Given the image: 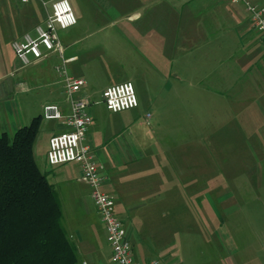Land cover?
Returning a JSON list of instances; mask_svg holds the SVG:
<instances>
[{
  "label": "crops",
  "instance_id": "crops-1",
  "mask_svg": "<svg viewBox=\"0 0 264 264\" xmlns=\"http://www.w3.org/2000/svg\"><path fill=\"white\" fill-rule=\"evenodd\" d=\"M69 1L76 23L58 29L62 57L67 60L65 70L72 78L85 81L78 93L90 102L87 112L91 122L86 130L85 142L91 150L92 159L103 167L106 178L102 189L114 199V210L125 228L131 255L138 264H149L153 260L158 264H193L188 241L192 238L189 225L194 209L200 208V204L195 205V202L199 199L200 203L206 196L216 211L217 207L211 196L203 191L205 186H209L208 181L199 179L190 182L181 174L179 180L172 179L170 172H167L172 171V157L168 156L171 149L166 145L157 147L153 144L145 128L149 121L155 122L164 112L160 107L175 105L176 98L162 99L149 94L143 96L137 82L143 81L147 91L152 89L155 79L153 71L155 74L160 73L161 61L169 58V81L173 79L174 83L169 84L167 81L168 87H175V81L183 82L186 78L192 89L208 90L206 84L210 80V72L217 75L214 81H219V67L224 65L226 56L215 60L210 67L207 45L220 37H233L237 45L235 50L238 51L233 85L237 90L238 102L247 107L242 121L254 123L251 136H264V130L258 126L259 121L264 123V46L251 26L244 6L230 0ZM253 2L264 4V0ZM44 17L45 12L36 22L19 30L13 37H0V133L8 134L11 118L8 93L12 90L18 94L45 88V93L52 96L41 102L37 111V108L32 110L25 103L22 105L23 100L13 98V132L17 127L27 124L33 116L42 115L45 105H56L63 115L69 112L65 95H56L59 90L64 94L63 77L55 70L57 64L51 69L42 65L49 58L54 63L61 58L51 53L25 68L20 65L11 48L13 39L31 31ZM163 37L183 39L180 43L176 39L171 49ZM87 39L98 43L87 47ZM106 40L107 48H100ZM217 50H220L219 46ZM105 69L112 70L116 80L131 81L135 85L136 107L110 112L102 99L98 102L88 97L86 84L91 75ZM228 71L233 73L232 70ZM222 72L221 78L225 81V72ZM8 76H13V81ZM49 120L55 123L42 128L44 133H37L36 136L38 143L40 140L45 141L46 150L42 153L45 162L48 138L66 130L62 121ZM163 137L169 138L167 135ZM163 153L166 154L167 164L163 163ZM246 154L250 162L244 169L241 168L242 172L237 175L234 185L252 187L254 194L246 195L239 190L233 202L228 191L215 194L218 208L223 210L221 213L227 215L233 212L234 242L226 243L221 235L216 236L217 253L211 257L209 252H202V264H260L254 255H242V251L248 250L252 241L260 242L264 235V139L260 144L256 141ZM47 166H51L52 170ZM49 170L58 172L62 187L60 194L53 182L54 178L51 180L47 176ZM163 170H166L165 176L161 174ZM182 170H186V167L183 166ZM42 171L46 173L56 194L61 209V223L66 209L70 226H62L75 244L78 264H114L110 259V247L105 240L104 229L99 241L92 228L88 203L73 185V179L82 182L80 166L73 162L46 165ZM224 182L226 178H223ZM195 193L202 195L195 196ZM245 213L250 217L249 229L254 237L242 245ZM217 214L219 225L223 227L225 219L218 211Z\"/></svg>",
  "mask_w": 264,
  "mask_h": 264
},
{
  "label": "rangeland",
  "instance_id": "rangeland-1",
  "mask_svg": "<svg viewBox=\"0 0 264 264\" xmlns=\"http://www.w3.org/2000/svg\"><path fill=\"white\" fill-rule=\"evenodd\" d=\"M44 1L46 2V7L49 8L53 0ZM44 12L45 7L41 0H27L26 2H21L19 0H0V37L4 39L13 37L19 30H23L28 25L36 22L41 15H44ZM176 39L180 43L183 38L163 37V41L168 42L171 49H173L172 45ZM97 43L96 41L93 42L92 39H87L85 45L90 47L92 45H97ZM107 46L108 41L106 40L100 48L106 49ZM218 46L220 47L219 51L217 50ZM207 49L209 51L210 67L213 66L215 60H219V58L224 59V56H226L224 65L221 64L219 67L220 80L214 81L217 75H212L213 73L210 72V80L206 84L208 90L192 89L189 84V79L186 78L183 82L175 81V87H168L167 81L169 84L174 83L173 79L169 81L168 68L170 69L171 67L169 58H165L161 61L160 73L155 74L153 71L155 79L151 86L152 89L147 91V88H144L145 83L143 81L137 82L138 85H140L142 93H144L143 96L149 94L152 97L162 99L176 98L177 103L175 105L170 106V104H168L160 107L164 112L160 114L161 116H158L159 118L155 120V122L149 121V123L145 125V128L148 130L153 144L157 147L166 145L171 149V154L169 152L168 156L172 157V162L170 163L172 171L169 170L167 172H170L172 179L179 180L181 174V176L185 175V178L190 179V182L199 179L208 181L209 186H205L203 191L211 196V200H213L214 206L217 207L218 213L225 219V224L221 227L222 225H219L218 222L217 211L212 204H210L206 196L200 203L198 202L200 201L199 199L195 202V205L200 204V208L194 209L193 218L191 219L192 222L189 225L191 230L190 236L192 238L188 241V245L191 249L189 252L193 264H202L204 259L202 258V252H209L211 257L215 255V252L217 253L218 244L217 240H215L216 236L219 237L221 235L226 243L227 241H231V243L234 242L232 232L234 223L233 212L231 211V213L227 215L226 213H221L223 210L218 208L215 197L218 192L228 191L231 194L230 199L233 202L234 196L237 191L239 193V190H242L246 195L254 194L251 191L252 187H237L234 185V180L237 178V175L242 172L240 171L241 168L244 169L250 162L249 156L246 154L248 149L255 146L256 141L260 144L264 139L263 135H260V137H256V134L251 136V133H254L251 131V126L253 129L254 123L242 121L247 107L240 105L238 102L237 90L233 85L238 57V51H236L237 45L234 38L220 37L216 41L209 43ZM230 52L232 53L231 55H229ZM54 62L55 61L49 58L45 60L42 65L51 69L54 64L59 65L61 60L59 59L56 60V63ZM79 66L82 68L81 64ZM28 67L30 66H25V68ZM147 68L150 70L149 66H147ZM228 70H232L233 73H230ZM222 71L225 72V81L221 78V76H223ZM8 77L9 80L13 81V76ZM121 81L122 80L115 79L112 70H100V72L93 76L91 75V79H89V82L86 84L88 97L94 101L100 102L102 99L101 88ZM8 94L10 95L9 104L11 108V118L7 128L9 136L13 133V98L23 100L22 105L25 103L28 108L31 107L32 110L33 108H37L36 111L39 110L38 106L41 102H44L47 98H52L51 95L45 93V88H40L37 91H29L27 93L18 92V94H14L12 90ZM56 95L59 97L64 96L60 90ZM1 120L2 118L0 116V122ZM53 123H55V121L44 120L43 118L38 135L44 133L42 128L45 129ZM258 126L262 131L264 130L263 122L260 123L259 121ZM260 129L258 131H260ZM163 135H167L169 138H164ZM38 141L39 139H36L34 144V158L39 169L43 170L46 165H49L42 156V153L46 150V144L45 141L40 140L39 143ZM39 154L42 157L38 156ZM165 155L164 153L162 154L163 163L167 164ZM183 166L186 167V170H182ZM47 167L51 169V166ZM51 170L48 171L49 173H47V176H49L51 180L54 178L53 182H55V187L60 194L62 187L59 182L58 172ZM71 171L74 172L75 170ZM165 173L166 170L161 171L163 176H165ZM223 178H226V182L224 183ZM73 185L75 190L85 197L90 209L89 217H91L92 228L96 232V238L101 241L103 225L90 199L89 188L82 182H75L74 179ZM179 189H182V187L179 186ZM199 195L201 196L202 193H195V196ZM243 217L246 219L242 222V227L245 229V232L241 234L242 245L244 243H249L251 238L254 237L249 229L250 217L247 216L246 213L243 214ZM62 224L66 228L70 226V224H68L66 209H64ZM262 236L264 238V235ZM263 238L260 242L258 240L252 241L251 247H249L248 250L242 251V255H254L260 264H264Z\"/></svg>",
  "mask_w": 264,
  "mask_h": 264
},
{
  "label": "built area",
  "instance_id": "built-area-1",
  "mask_svg": "<svg viewBox=\"0 0 264 264\" xmlns=\"http://www.w3.org/2000/svg\"><path fill=\"white\" fill-rule=\"evenodd\" d=\"M26 2L27 0H20ZM45 7V17L31 31H26L11 41V48L22 67L36 63L51 53L61 58L55 70L63 77L64 95L69 105L65 115L54 104L42 109L44 119L60 120L66 130L52 134L48 138L46 161L49 165L73 162L80 166V180L89 188V195L103 225L105 240L110 247V259L114 264H138L134 261L125 228L114 210V199L102 189L105 174L101 164L92 159V153L85 142V134L91 122L87 112L88 98L78 95L84 80L67 75L62 57L63 48L57 30L76 23V16L69 0H53ZM244 6L251 26L256 30L264 46V4L253 0H230ZM102 102L110 112H119L137 106L138 100L131 81H121L106 86L102 92ZM85 264V263H84ZM149 264H158L156 260Z\"/></svg>",
  "mask_w": 264,
  "mask_h": 264
},
{
  "label": "trees",
  "instance_id": "trees-1",
  "mask_svg": "<svg viewBox=\"0 0 264 264\" xmlns=\"http://www.w3.org/2000/svg\"><path fill=\"white\" fill-rule=\"evenodd\" d=\"M42 119L0 133V264H78L54 189L34 158Z\"/></svg>",
  "mask_w": 264,
  "mask_h": 264
}]
</instances>
